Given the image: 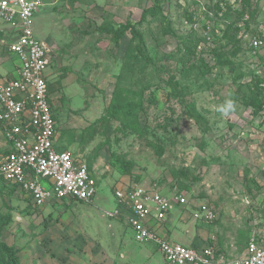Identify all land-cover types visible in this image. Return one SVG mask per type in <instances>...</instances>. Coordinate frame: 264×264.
Listing matches in <instances>:
<instances>
[{
    "label": "rangeland",
    "instance_id": "rangeland-1",
    "mask_svg": "<svg viewBox=\"0 0 264 264\" xmlns=\"http://www.w3.org/2000/svg\"><path fill=\"white\" fill-rule=\"evenodd\" d=\"M45 2L35 34L53 50L47 75L59 150L81 157L98 186L93 204L67 198L38 210L0 178V219H12L0 240L19 252V264H165L152 244L136 243L130 227L104 215L118 207L115 191L134 184H156L204 243L214 237V264L241 259L251 238L264 244V112L253 104L264 46L256 55L250 48L264 0ZM156 2L161 11L142 20ZM127 24L149 65L129 50L132 35L114 42ZM120 89L143 102L137 123L99 121ZM203 206L213 223L195 220Z\"/></svg>",
    "mask_w": 264,
    "mask_h": 264
},
{
    "label": "built area",
    "instance_id": "built-area-1",
    "mask_svg": "<svg viewBox=\"0 0 264 264\" xmlns=\"http://www.w3.org/2000/svg\"><path fill=\"white\" fill-rule=\"evenodd\" d=\"M46 7L45 0H0V24L13 33L7 49L17 63L16 78L0 81V133L8 146L0 154V178L17 185L38 210L67 198L92 203L97 195V181L86 162L70 151L57 150V122L47 82L53 50L35 34V19ZM263 46L264 26L251 41V53L256 55ZM261 77L264 90V72ZM115 198L118 207L105 216L125 220L134 241L154 245L166 264H214V237L204 247H190L160 233L173 205L156 184L116 190ZM194 218L210 224L216 215L203 206ZM230 264H264V244L251 238L243 257Z\"/></svg>",
    "mask_w": 264,
    "mask_h": 264
},
{
    "label": "trees",
    "instance_id": "trees-1",
    "mask_svg": "<svg viewBox=\"0 0 264 264\" xmlns=\"http://www.w3.org/2000/svg\"><path fill=\"white\" fill-rule=\"evenodd\" d=\"M160 11H161L160 5L157 4V2H156L155 6L152 9H148V10H145L143 12L142 20H145L147 15L157 14ZM128 34L132 35V38H131L130 44H129V50L130 51L134 50L137 53V58L141 61H144L145 64L149 65V63H151V60L147 56H144L143 48H142V45L140 43L139 33L136 30V28L134 26H132L131 24L120 26V28L114 33V36H113L114 42L117 45H119L120 42L122 41V39ZM258 36H260V33ZM137 41H139L138 44H135ZM47 82H48V78H47ZM262 83H263V79H262V77H259V79L257 81V85H256V92L257 93H256L255 98L253 100V104L255 105V107L257 108L258 111L264 112V90H262V87H261ZM48 89H49V93H50L51 98H52V100H51L52 111L54 113L55 120L57 122V136H58V118H57V115L55 113L56 107H55V100H54V97L52 94L53 90H52V88H50L49 82H48ZM131 96H133L132 92L125 91L124 89L118 90L114 94V96L111 100L110 108L106 111L105 117H103L99 121L114 120V119H118L119 115H123L127 120H130L131 122H133V124L137 123L138 115L143 110V106H142L143 102L139 101L138 103H134L133 101H131L129 99ZM121 102L126 103V105L125 106L121 105L120 104ZM93 130H94V125H91L90 127L86 128L83 131V135L87 134V133H91V131L93 132ZM65 133H67V132H65ZM92 135L93 134H91V136ZM73 141H74V138L70 142L73 143ZM58 142H59V137H58L57 143ZM83 143L85 144V142H83ZM84 144H82V145H84ZM59 148L60 147L58 146L57 150L59 152H65V151H60ZM161 154H162V150L160 151V155ZM12 186H15L17 189H19V187L17 185H12ZM97 186H98V182H97ZM28 200H29L31 207L33 208L32 203H31V199L28 198ZM11 221H12V219L10 217H8L5 221L0 219V229L5 228L7 225L10 224ZM247 246H248V244H247ZM18 255H19V252L14 247H9L8 245H6L5 243H3L0 240V264H19Z\"/></svg>",
    "mask_w": 264,
    "mask_h": 264
},
{
    "label": "crops",
    "instance_id": "crops-1",
    "mask_svg": "<svg viewBox=\"0 0 264 264\" xmlns=\"http://www.w3.org/2000/svg\"><path fill=\"white\" fill-rule=\"evenodd\" d=\"M0 35H1L0 44L2 46V53L0 52V81H10V80H13L16 78V72L15 71H16L17 63H16V58L8 52L7 44H9L14 39V37H13V33H11L9 28L5 25H2V24H0ZM9 62H13V68H11V69L8 68V66H7V63H9ZM8 74H11L10 78H6V76ZM0 136L3 139V145H4V150L0 153V154H2L3 152H5L8 149V146H7L4 138L2 137L1 133H0ZM57 141H58V137H57ZM58 146L60 147L59 142L57 143V148H58ZM91 173H92V171H91ZM72 201L78 202V201H74V200H72ZM55 202H58V201L52 200V201H50V203L48 205L49 206L54 205ZM78 203H82V202H78ZM86 204H93V202L92 203H86ZM116 221L123 222V224L125 226L126 225L128 226L126 221L123 219H117ZM196 221H201V220H196ZM159 231L170 242L176 243V244H181L184 246L204 247L209 243V242L204 243L205 233L202 230H199L198 232H196V230H195V228H193V226H188L187 221H186V217L182 216L181 213L171 212L170 216L164 222V224L160 227ZM187 234H189V235H187Z\"/></svg>",
    "mask_w": 264,
    "mask_h": 264
},
{
    "label": "clouds",
    "instance_id": "clouds-1",
    "mask_svg": "<svg viewBox=\"0 0 264 264\" xmlns=\"http://www.w3.org/2000/svg\"><path fill=\"white\" fill-rule=\"evenodd\" d=\"M232 107V104H231V102H229V104H228V108H231Z\"/></svg>",
    "mask_w": 264,
    "mask_h": 264
}]
</instances>
